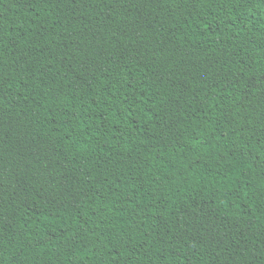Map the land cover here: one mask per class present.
<instances>
[{
	"label": "trees",
	"instance_id": "1",
	"mask_svg": "<svg viewBox=\"0 0 264 264\" xmlns=\"http://www.w3.org/2000/svg\"><path fill=\"white\" fill-rule=\"evenodd\" d=\"M0 264H264V0H0Z\"/></svg>",
	"mask_w": 264,
	"mask_h": 264
}]
</instances>
